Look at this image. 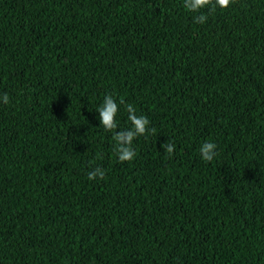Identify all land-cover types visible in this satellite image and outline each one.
<instances>
[{
  "label": "trees",
  "instance_id": "obj_1",
  "mask_svg": "<svg viewBox=\"0 0 264 264\" xmlns=\"http://www.w3.org/2000/svg\"><path fill=\"white\" fill-rule=\"evenodd\" d=\"M200 11L0 0V264H264V0ZM106 95L156 129L131 162Z\"/></svg>",
  "mask_w": 264,
  "mask_h": 264
},
{
  "label": "clouds",
  "instance_id": "obj_2",
  "mask_svg": "<svg viewBox=\"0 0 264 264\" xmlns=\"http://www.w3.org/2000/svg\"><path fill=\"white\" fill-rule=\"evenodd\" d=\"M234 0H183V6L186 11L190 13H200L193 16V22L196 24H205L207 22V14L201 13V9L207 8L209 12H214L217 8L226 10ZM0 100L6 105L9 103L10 98L7 93L0 97ZM120 104H124L123 100H120ZM114 99L113 95H106L104 97L103 104L97 109L99 113L100 127L107 132H112V140L115 142L114 152L118 157L119 162H131L136 157V152L132 147L133 141L146 135H154L156 133L155 128L149 129V120L146 116L137 115L136 109L132 104H124V107L128 113V121L131 127L128 130H122L117 132L118 127L116 122V116L119 111V106ZM166 158H171L175 152L176 145L167 140L162 144ZM217 144L213 142H205L199 148V153L203 161L212 162L219 154L217 151ZM91 163V162H90ZM106 176L105 171L100 167H95L87 173L89 181L104 180Z\"/></svg>",
  "mask_w": 264,
  "mask_h": 264
}]
</instances>
